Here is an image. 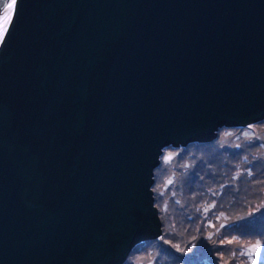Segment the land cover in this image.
Wrapping results in <instances>:
<instances>
[{
	"label": "water",
	"instance_id": "water-1",
	"mask_svg": "<svg viewBox=\"0 0 264 264\" xmlns=\"http://www.w3.org/2000/svg\"><path fill=\"white\" fill-rule=\"evenodd\" d=\"M263 121L264 0H16L0 264H125L160 237L163 151Z\"/></svg>",
	"mask_w": 264,
	"mask_h": 264
},
{
	"label": "rangeland",
	"instance_id": "rangeland-1",
	"mask_svg": "<svg viewBox=\"0 0 264 264\" xmlns=\"http://www.w3.org/2000/svg\"><path fill=\"white\" fill-rule=\"evenodd\" d=\"M4 15L0 45L11 22ZM151 192L160 237L126 264H264V121L220 130L209 145L164 150ZM257 241L259 257L242 254Z\"/></svg>",
	"mask_w": 264,
	"mask_h": 264
},
{
	"label": "snow or ice",
	"instance_id": "snow-or-ice-1",
	"mask_svg": "<svg viewBox=\"0 0 264 264\" xmlns=\"http://www.w3.org/2000/svg\"><path fill=\"white\" fill-rule=\"evenodd\" d=\"M16 4V0H10L9 3H7L5 6H4V19L6 21H11V10L14 9V6ZM6 31V29H5ZM0 39H2V34H0ZM168 183H172L171 180L168 181ZM205 211H207V209H205ZM260 250H261V244L259 241L256 242V244L254 246H252L251 248L248 249L247 253H242V254H247L249 256H251L252 254H255L256 256L259 257L260 255ZM251 264H257L256 260H252Z\"/></svg>",
	"mask_w": 264,
	"mask_h": 264
},
{
	"label": "trees",
	"instance_id": "trees-1",
	"mask_svg": "<svg viewBox=\"0 0 264 264\" xmlns=\"http://www.w3.org/2000/svg\"><path fill=\"white\" fill-rule=\"evenodd\" d=\"M145 244H146V243H145ZM145 244H142V247L145 246ZM146 245H147V244H146ZM140 246H141V245H140ZM136 248H138V247H136ZM130 256H131V255H130ZM128 259H129V258H128ZM127 262H128V261H126L125 264H126Z\"/></svg>",
	"mask_w": 264,
	"mask_h": 264
}]
</instances>
